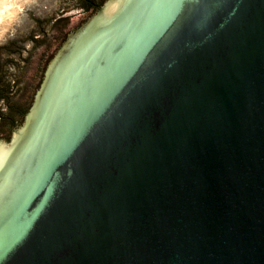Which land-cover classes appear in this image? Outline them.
<instances>
[{"label": "water", "instance_id": "obj_1", "mask_svg": "<svg viewBox=\"0 0 264 264\" xmlns=\"http://www.w3.org/2000/svg\"><path fill=\"white\" fill-rule=\"evenodd\" d=\"M87 16L12 48L0 264H264V0Z\"/></svg>", "mask_w": 264, "mask_h": 264}, {"label": "rangeland", "instance_id": "obj_2", "mask_svg": "<svg viewBox=\"0 0 264 264\" xmlns=\"http://www.w3.org/2000/svg\"><path fill=\"white\" fill-rule=\"evenodd\" d=\"M17 3L14 7L17 13L0 29V51L57 22L76 18L80 13V8H77L79 0H18Z\"/></svg>", "mask_w": 264, "mask_h": 264}, {"label": "trees", "instance_id": "obj_3", "mask_svg": "<svg viewBox=\"0 0 264 264\" xmlns=\"http://www.w3.org/2000/svg\"><path fill=\"white\" fill-rule=\"evenodd\" d=\"M104 1L105 0H79L77 8L86 11L88 13L87 16L88 18L98 10V8L103 4ZM67 35L63 37L58 48L63 43ZM34 40H36L35 37H32L30 39L32 43L37 42ZM13 46L15 45L11 44L10 47L9 46L5 47V52L8 54L7 56L3 57L2 54L0 53V122H2L4 126V129L3 130L0 129V130L5 131V137L7 139L10 136V132L12 130L17 129L21 125L23 118L26 112L28 111L30 104L33 100L35 90L38 88L37 86L33 94L31 95L29 101L23 102V100L19 98L20 97L19 96L20 93L18 94L19 81L15 77V75H12L11 73L8 72V68L11 66V64H14L16 62L15 60L12 59V56H15L16 54L15 53L16 50L12 49ZM43 72L41 74V78L38 81V84L42 79Z\"/></svg>", "mask_w": 264, "mask_h": 264}, {"label": "bare ground", "instance_id": "obj_4", "mask_svg": "<svg viewBox=\"0 0 264 264\" xmlns=\"http://www.w3.org/2000/svg\"><path fill=\"white\" fill-rule=\"evenodd\" d=\"M17 1L18 0H0V29H1V27L4 28L3 25L6 22H7L6 24L9 23V21L12 19V16L14 15V13H17V11H15V8H14L15 5L19 4V3H17Z\"/></svg>", "mask_w": 264, "mask_h": 264}, {"label": "flooded vegetation", "instance_id": "obj_5", "mask_svg": "<svg viewBox=\"0 0 264 264\" xmlns=\"http://www.w3.org/2000/svg\"><path fill=\"white\" fill-rule=\"evenodd\" d=\"M0 129H1V130L4 129V126H3V123H2V122H0ZM5 129H6V128H5ZM12 131H13V130H12ZM12 131H11V132H12ZM11 132H10V136H11ZM10 136H9V138H10Z\"/></svg>", "mask_w": 264, "mask_h": 264}]
</instances>
